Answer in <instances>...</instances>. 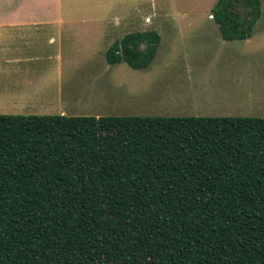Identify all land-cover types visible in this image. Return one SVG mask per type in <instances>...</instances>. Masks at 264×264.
Here are the masks:
<instances>
[{
	"label": "trees",
	"instance_id": "trees-1",
	"mask_svg": "<svg viewBox=\"0 0 264 264\" xmlns=\"http://www.w3.org/2000/svg\"><path fill=\"white\" fill-rule=\"evenodd\" d=\"M260 9L211 15L229 41ZM159 39L106 61L146 68ZM0 264H264V117L0 115Z\"/></svg>",
	"mask_w": 264,
	"mask_h": 264
},
{
	"label": "rangeland",
	"instance_id": "rangeland-1",
	"mask_svg": "<svg viewBox=\"0 0 264 264\" xmlns=\"http://www.w3.org/2000/svg\"><path fill=\"white\" fill-rule=\"evenodd\" d=\"M216 1L110 0L108 9L102 4L88 8L108 21L80 38L77 83L69 89L77 105L69 113L264 117V0L251 35L229 41L212 19ZM146 30L160 37L148 67L107 63L111 43Z\"/></svg>",
	"mask_w": 264,
	"mask_h": 264
},
{
	"label": "crops",
	"instance_id": "crops-1",
	"mask_svg": "<svg viewBox=\"0 0 264 264\" xmlns=\"http://www.w3.org/2000/svg\"><path fill=\"white\" fill-rule=\"evenodd\" d=\"M100 4L110 0H0V115H73L74 60L108 21L87 11Z\"/></svg>",
	"mask_w": 264,
	"mask_h": 264
}]
</instances>
